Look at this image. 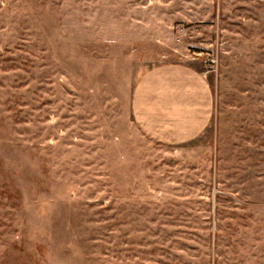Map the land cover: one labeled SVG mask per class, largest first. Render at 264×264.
Listing matches in <instances>:
<instances>
[{
  "label": "rangeland",
  "instance_id": "rangeland-1",
  "mask_svg": "<svg viewBox=\"0 0 264 264\" xmlns=\"http://www.w3.org/2000/svg\"><path fill=\"white\" fill-rule=\"evenodd\" d=\"M0 264H264V0H0Z\"/></svg>",
  "mask_w": 264,
  "mask_h": 264
},
{
  "label": "crops",
  "instance_id": "crops-1",
  "mask_svg": "<svg viewBox=\"0 0 264 264\" xmlns=\"http://www.w3.org/2000/svg\"><path fill=\"white\" fill-rule=\"evenodd\" d=\"M175 81H178V79L176 78ZM198 82V78H193L192 79V83L193 85L191 87H208L207 83L202 79V78H199V85L197 84ZM151 87H157V85L155 84V81H152L151 83ZM158 87H173V84L172 82L171 83H168V84H164V85H158ZM168 100H173L170 95L168 94ZM177 108L178 109H181V105H179V103L177 102Z\"/></svg>",
  "mask_w": 264,
  "mask_h": 264
}]
</instances>
